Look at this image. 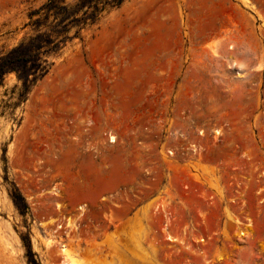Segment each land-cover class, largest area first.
<instances>
[{
	"label": "rangeland",
	"instance_id": "rangeland-1",
	"mask_svg": "<svg viewBox=\"0 0 264 264\" xmlns=\"http://www.w3.org/2000/svg\"><path fill=\"white\" fill-rule=\"evenodd\" d=\"M49 60L0 88V264H264V0H128Z\"/></svg>",
	"mask_w": 264,
	"mask_h": 264
},
{
	"label": "trees",
	"instance_id": "trees-1",
	"mask_svg": "<svg viewBox=\"0 0 264 264\" xmlns=\"http://www.w3.org/2000/svg\"><path fill=\"white\" fill-rule=\"evenodd\" d=\"M128 0H42L28 9L25 30L14 47L0 52V88L5 79L14 75L16 84L11 94L16 96L13 107L25 102L32 89L47 74L50 56L60 53L83 30L94 26L103 14L119 9ZM9 107V105H5ZM3 112H1L2 114ZM19 213L28 210L17 190L11 194ZM28 264H40L31 250L28 236L22 237Z\"/></svg>",
	"mask_w": 264,
	"mask_h": 264
},
{
	"label": "bare ground",
	"instance_id": "bare-ground-1",
	"mask_svg": "<svg viewBox=\"0 0 264 264\" xmlns=\"http://www.w3.org/2000/svg\"><path fill=\"white\" fill-rule=\"evenodd\" d=\"M257 69L258 70H260V66H257ZM236 74H238V73H236ZM67 254V253H66ZM69 255V254H68ZM67 255V256H68ZM68 257H70V256H68ZM70 264H78L76 261H74L73 259H70Z\"/></svg>",
	"mask_w": 264,
	"mask_h": 264
}]
</instances>
